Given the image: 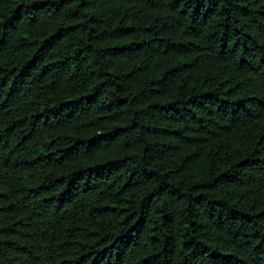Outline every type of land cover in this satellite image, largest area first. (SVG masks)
Wrapping results in <instances>:
<instances>
[{"label":"trees","instance_id":"16d2710c","mask_svg":"<svg viewBox=\"0 0 264 264\" xmlns=\"http://www.w3.org/2000/svg\"><path fill=\"white\" fill-rule=\"evenodd\" d=\"M0 264H264V0H0Z\"/></svg>","mask_w":264,"mask_h":264}]
</instances>
